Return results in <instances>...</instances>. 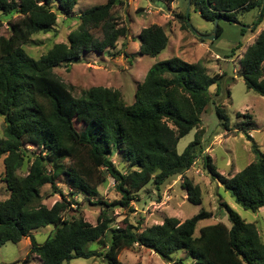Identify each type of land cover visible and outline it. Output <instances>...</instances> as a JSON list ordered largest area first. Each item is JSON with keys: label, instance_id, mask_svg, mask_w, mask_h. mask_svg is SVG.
Returning a JSON list of instances; mask_svg holds the SVG:
<instances>
[{"label": "trees", "instance_id": "1", "mask_svg": "<svg viewBox=\"0 0 264 264\" xmlns=\"http://www.w3.org/2000/svg\"><path fill=\"white\" fill-rule=\"evenodd\" d=\"M78 0H0V19L6 20L8 36L0 37V116L3 118L0 157H4V179L9 197L0 201V247L18 244L28 238L31 249L41 264H68L75 259L103 257L107 264H119L123 249L142 248L171 262L180 251L192 264H264V243L256 227L246 223L223 204L229 227L223 223L205 226L194 236L199 221L210 218L201 209L183 222L166 218L159 225L139 231L137 226L123 223L111 227L114 208L129 209L134 195L152 182L156 190L169 179L183 175L202 152L197 136L181 154L178 141L201 124V116L211 102L209 89L215 86L218 95L221 75L207 74L200 63H187L173 57L154 64L142 83L138 84L134 102L128 106L120 93L93 87L79 96L72 94L54 69L78 63L85 53H103L125 39L129 29L119 27L113 10L122 0H107L101 6L83 11L79 25L67 42L54 44L45 54L34 59L25 51L32 36L48 32L58 16L68 18ZM175 0H167L169 4ZM201 18L214 23L216 19L237 22L244 11L259 13L262 0H190ZM15 16V19H12ZM182 28L186 19L177 15ZM264 20V9L253 30ZM92 30H99L95 38ZM242 32L246 30L241 29ZM221 32L217 26L216 36ZM139 54L155 57L168 44L161 27L151 25L140 31ZM200 42H204L200 40ZM240 77L247 90L264 98V28L243 54ZM215 113L225 132L229 118L222 106ZM240 116V115H238ZM248 120L250 116L245 117ZM75 123H81L78 131ZM248 140L252 138L246 135ZM25 145L34 147L29 154ZM254 162L231 178L215 171L210 158L205 167L235 204L243 210L257 212L264 208V151L251 146ZM123 155L128 169L122 173L112 163L113 152ZM27 174L19 176L26 162ZM114 182L120 199L111 203L98 199V187ZM66 186L93 206L99 207L95 225L82 217L64 218L71 206L78 203L62 198L50 208L40 204L39 190L56 183ZM189 203L201 205L200 189L185 181ZM51 227L50 234L38 244L32 231ZM102 247V253L86 252L88 244ZM181 264V263H178Z\"/></svg>", "mask_w": 264, "mask_h": 264}, {"label": "rangeland", "instance_id": "2", "mask_svg": "<svg viewBox=\"0 0 264 264\" xmlns=\"http://www.w3.org/2000/svg\"><path fill=\"white\" fill-rule=\"evenodd\" d=\"M107 0H78L70 17L58 16L55 25L46 33L32 36L30 43L24 46L27 54L37 59L45 54L54 44L66 43L68 35L79 25L78 15L95 6H101ZM123 5L113 10L116 24L129 29L128 36L120 38L113 49L103 53H85L78 63L61 65L54 69V74L67 86L72 94L79 96L83 91L93 87H103L118 91L128 106L134 102V94L138 84L142 83L149 69L156 63L177 57L187 63H200L207 74L221 75L219 92L215 96V86L209 89L211 102L206 106L201 116V124L181 138L176 145V152L181 154L185 147L194 140L196 135L201 153L196 157L193 166L183 175L167 180L159 190L152 182L134 195L129 209L114 208L111 227L123 226L125 222L137 226L142 231L150 226L159 225L166 218H175L179 222L196 215L201 209L210 214V218L199 221L194 236H198L200 228L223 223L229 227L223 204L234 210L242 220L256 227L259 238L264 243V208L257 212L243 210L234 203L222 185L208 173L204 158L209 157L211 165L217 174L223 178H231L246 166L254 162L255 158L251 146L255 144L259 151H264V98L246 89L240 73V60L246 50L252 46L255 38L264 28V22L255 30L242 32L237 25L219 21L221 32L210 42H200L198 35H212L214 23L204 20L195 11L194 6L188 5L189 0H175L169 4L167 0H122ZM177 15L187 17L186 28L177 19ZM258 16L256 10L244 11L236 15L237 23L250 27ZM15 19V16L12 18ZM264 21V20H263ZM151 25L162 28L168 44L157 56H141L139 54L140 31ZM95 38H101L99 30H92ZM7 22L0 19V37L8 36ZM222 106L229 118V132H225L218 120L215 108ZM240 115V116H238ZM243 115L250 116L248 120ZM4 123L0 116V139ZM78 131L82 130L81 123H75ZM252 138L248 140L246 135ZM24 149L29 154L38 151L29 145ZM4 157H0V201L9 197L4 179ZM114 166L122 173L128 169V163L122 154L113 152L110 157ZM17 172L19 176L27 174L30 162ZM185 181L191 182L200 189L201 205H193L187 199L184 189ZM57 190L44 185L39 190L40 204L50 208L61 200L62 193L66 200L73 199L78 203L71 206L64 215L68 217H82L91 225L96 224L99 207L93 206L78 194L61 183H56ZM98 199L107 203L117 201L120 196L114 189L113 180L106 175V182L98 187ZM51 227L31 232L38 244H42L50 234ZM31 249L28 238L18 244L6 243L0 247V264H41L36 255L27 254ZM86 252L102 253L100 245L90 243ZM119 264H192L183 251L175 253L171 262L162 261L156 254L142 248L123 249L118 255ZM68 264H107L103 257L90 259H75Z\"/></svg>", "mask_w": 264, "mask_h": 264}, {"label": "water", "instance_id": "3", "mask_svg": "<svg viewBox=\"0 0 264 264\" xmlns=\"http://www.w3.org/2000/svg\"><path fill=\"white\" fill-rule=\"evenodd\" d=\"M188 5L190 6V0H189ZM263 9H264V0H262L261 7H260V10H259V13H258V16H257L256 21H255L254 24L251 25L250 27H249V26H248V27H246V26H242V25H240L239 23L234 22V21L229 22V21L222 20V19H221V20H220V19H216V20L214 21V29H213V33H212V35H209V36H202V35H198L196 32H194V34H195V36H196L197 39H200V40H202V41H205V42H210V41H212L213 39L216 38V31H217V26H218V22H219V21H224V22H227V23H230V24H234V25H237L238 27H240V28L243 29V30L250 31V30H252V29L255 27V24H256V22L258 21V19H259V17H260V14H261V12H262Z\"/></svg>", "mask_w": 264, "mask_h": 264}]
</instances>
